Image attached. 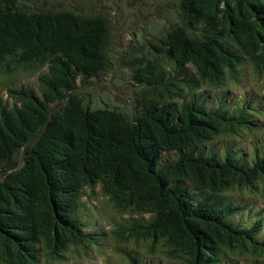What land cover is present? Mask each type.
Segmentation results:
<instances>
[{
	"label": "trees",
	"instance_id": "16d2710c",
	"mask_svg": "<svg viewBox=\"0 0 264 264\" xmlns=\"http://www.w3.org/2000/svg\"><path fill=\"white\" fill-rule=\"evenodd\" d=\"M19 1L0 0V75L46 72L38 91H0V264L101 245L107 234L80 215L95 187L130 216L109 239L142 243L145 258L129 264H264V209L228 197L264 200V108L204 93L237 86L246 66L264 78V0H178L156 49L169 69L139 71L131 116L76 93L106 69V21Z\"/></svg>",
	"mask_w": 264,
	"mask_h": 264
},
{
	"label": "rangeland",
	"instance_id": "374dc122",
	"mask_svg": "<svg viewBox=\"0 0 264 264\" xmlns=\"http://www.w3.org/2000/svg\"><path fill=\"white\" fill-rule=\"evenodd\" d=\"M178 0H20L19 9L26 12L68 10L87 17H101L106 21L108 34L104 46L107 60L105 71L96 79L85 84L78 83L76 93L84 99L90 108H109L131 116L134 101L141 100L142 84L137 82L139 71L155 60L167 71L169 66L161 55L157 54L161 47L159 40L174 21ZM23 73L16 71L11 75H0V91L6 100V88L28 87L38 91L37 77L45 73ZM241 80L237 86H229L220 90L205 91L204 93L217 98L225 94L227 100L239 101L243 96L254 98L253 106L264 108V78H257L253 69L246 66L241 71ZM211 100V98H209ZM140 109V107H139ZM264 125V123H263ZM236 150L245 147V143L238 140L230 141ZM223 141L216 145L221 147ZM81 200V219L89 232L97 231L107 234L101 245L83 252H69L59 261L41 260L39 264H129L128 255L143 261L145 255L141 250L142 243L130 242L128 245H118L112 242L108 235L114 229L115 223H123L130 216L117 215L107 198L101 195L98 187L84 191ZM228 197L240 203H249L254 208L264 209L263 198H252L245 192L233 190ZM244 222L245 216L234 218V222ZM154 263L156 259L150 258ZM150 259H146L149 261ZM234 264L237 262L232 256ZM161 264H172L164 260Z\"/></svg>",
	"mask_w": 264,
	"mask_h": 264
}]
</instances>
